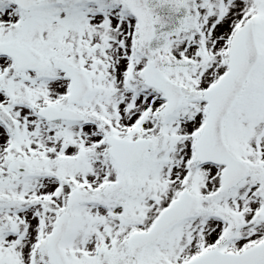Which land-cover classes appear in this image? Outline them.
I'll return each mask as SVG.
<instances>
[{"label":"snow or ice","instance_id":"1","mask_svg":"<svg viewBox=\"0 0 264 264\" xmlns=\"http://www.w3.org/2000/svg\"><path fill=\"white\" fill-rule=\"evenodd\" d=\"M0 264H264V0H0Z\"/></svg>","mask_w":264,"mask_h":264}]
</instances>
